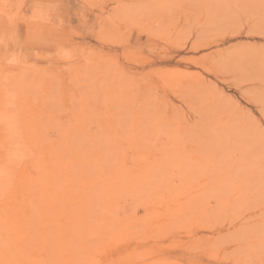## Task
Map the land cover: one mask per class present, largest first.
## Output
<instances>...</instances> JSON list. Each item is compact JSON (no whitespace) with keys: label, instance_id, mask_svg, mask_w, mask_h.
<instances>
[{"label":"rangeland","instance_id":"374dc122","mask_svg":"<svg viewBox=\"0 0 264 264\" xmlns=\"http://www.w3.org/2000/svg\"><path fill=\"white\" fill-rule=\"evenodd\" d=\"M262 117L264 0H0V264H264Z\"/></svg>","mask_w":264,"mask_h":264},{"label":"bare ground","instance_id":"6f19581e","mask_svg":"<svg viewBox=\"0 0 264 264\" xmlns=\"http://www.w3.org/2000/svg\"><path fill=\"white\" fill-rule=\"evenodd\" d=\"M29 139V138H28ZM27 141V140H26ZM32 150V149H31ZM2 168V167H1ZM4 169V168H3ZM5 170H6V168H5ZM13 173V172H12ZM11 173V174H12ZM43 180V179H42ZM38 184V183H37ZM41 186V185H40ZM38 188V187H37ZM1 230V229H0ZM1 239H2V237H1ZM1 241V240H0ZM5 241H7V240H5ZM1 243V242H0ZM5 243V242H4ZM4 245H6V244H4ZM10 250V249H9ZM1 251V250H0ZM10 262V261H9ZM3 263V262H2Z\"/></svg>","mask_w":264,"mask_h":264},{"label":"snow or ice","instance_id":"6c2138e0","mask_svg":"<svg viewBox=\"0 0 264 264\" xmlns=\"http://www.w3.org/2000/svg\"><path fill=\"white\" fill-rule=\"evenodd\" d=\"M262 118H264V117H262Z\"/></svg>","mask_w":264,"mask_h":264}]
</instances>
